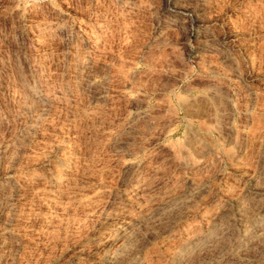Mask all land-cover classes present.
I'll list each match as a JSON object with an SVG mask.
<instances>
[{
  "label": "clouds",
  "instance_id": "clouds-1",
  "mask_svg": "<svg viewBox=\"0 0 264 264\" xmlns=\"http://www.w3.org/2000/svg\"><path fill=\"white\" fill-rule=\"evenodd\" d=\"M0 264H264V0H0Z\"/></svg>",
  "mask_w": 264,
  "mask_h": 264
}]
</instances>
